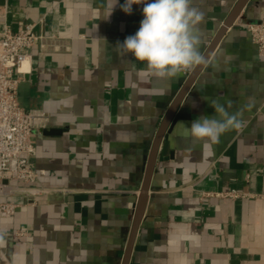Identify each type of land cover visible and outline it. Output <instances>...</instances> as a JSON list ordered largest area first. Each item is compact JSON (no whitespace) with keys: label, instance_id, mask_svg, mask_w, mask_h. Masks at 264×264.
<instances>
[{"label":"crops","instance_id":"obj_1","mask_svg":"<svg viewBox=\"0 0 264 264\" xmlns=\"http://www.w3.org/2000/svg\"><path fill=\"white\" fill-rule=\"evenodd\" d=\"M236 2L192 0L202 54ZM124 3L0 0V35L36 23L44 46L23 63L17 99L45 115L32 131L36 179L12 181L16 209L0 211V264L122 263L150 147L195 67L161 79L126 53L144 5L129 15ZM263 14L264 0L246 2L179 104L128 264H264V59L248 30ZM213 100L241 127L196 141L185 125L215 115Z\"/></svg>","mask_w":264,"mask_h":264},{"label":"clouds","instance_id":"obj_2","mask_svg":"<svg viewBox=\"0 0 264 264\" xmlns=\"http://www.w3.org/2000/svg\"><path fill=\"white\" fill-rule=\"evenodd\" d=\"M133 4L144 5L143 19L137 32L119 45L145 63L151 75L173 78L184 69L209 63L200 51L198 25L204 12L192 6V0H125L122 10L130 15ZM227 106H231V101H227ZM210 107L215 115H201L190 126L185 125L186 135L196 141L216 143L225 132L241 127L239 112L230 113L217 100L211 101Z\"/></svg>","mask_w":264,"mask_h":264},{"label":"built area","instance_id":"obj_3","mask_svg":"<svg viewBox=\"0 0 264 264\" xmlns=\"http://www.w3.org/2000/svg\"><path fill=\"white\" fill-rule=\"evenodd\" d=\"M36 23L27 22L17 30L5 27L0 35V211L4 216L14 213L17 204L6 200L11 195L12 181L31 183L36 173L30 166L35 152L33 129L44 123L45 115L25 110L17 99V84L31 50L43 47ZM252 42L264 59V14L248 24Z\"/></svg>","mask_w":264,"mask_h":264},{"label":"water","instance_id":"obj_4","mask_svg":"<svg viewBox=\"0 0 264 264\" xmlns=\"http://www.w3.org/2000/svg\"><path fill=\"white\" fill-rule=\"evenodd\" d=\"M248 0H237L235 5L233 6L232 10L230 11L229 15L226 17L224 20L223 24L221 25L220 29L217 31L215 34L214 38L212 41L209 43L207 49L203 53L205 57L209 58L211 53L213 52L214 48L220 41L221 37L225 33L226 29L234 22L244 5L246 4ZM205 64L202 65H195V67L191 70L189 75L187 76L186 80L184 81L183 85L181 86L180 90L174 97L173 101L168 107V110L159 125V128L156 132V135L153 139L152 145L150 147L149 153H148V158L146 162V167H145V173H144V178L142 181L141 189H140V194L138 196L137 202L135 204V210H134V216H133V221L132 225L130 228L127 244L123 253V258H122V263L121 264H128L129 259L131 256V252L133 249L134 241H135V236L137 233V229L139 226V223L142 219L144 210H145V205L147 201V193L149 190V185L151 181V176L153 173V168L155 165V160L157 156V151L159 148V145L162 141L163 138H166L168 133L171 131L174 119L173 116L181 103L182 99L184 98L185 94L189 90L190 86L202 70Z\"/></svg>","mask_w":264,"mask_h":264}]
</instances>
